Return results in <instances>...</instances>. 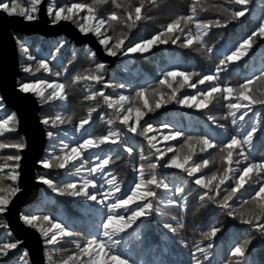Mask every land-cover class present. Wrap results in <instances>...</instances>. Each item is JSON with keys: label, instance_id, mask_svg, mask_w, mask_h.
Wrapping results in <instances>:
<instances>
[{"label": "trees", "instance_id": "16d2710c", "mask_svg": "<svg viewBox=\"0 0 264 264\" xmlns=\"http://www.w3.org/2000/svg\"><path fill=\"white\" fill-rule=\"evenodd\" d=\"M21 2L23 3V0ZM71 2L90 3L91 0H48V4L51 3L56 6ZM202 2L208 8V11H200L197 18L204 20L227 19V13L214 7L215 5H223L224 8L231 10H240L244 7L242 5H230L226 0H202ZM133 3L138 4V0H133ZM191 3L192 0H156V4H152L151 0H145V9L142 12L146 18L131 30L125 44L150 39L152 35L161 31L165 25L177 16L190 15ZM247 7L248 12L244 17L232 21L225 28L211 29L208 36L205 37L207 47L212 49L210 53L207 49L197 51L196 48L199 46L193 48L181 47L180 43L184 40L183 36L177 44L169 42L168 44L159 45L148 53H129L128 55L119 53L115 56V64L106 78L104 88L100 89L98 84H93L90 85L92 91H103L105 95L111 96L113 99L118 98L120 95L131 97L140 88H148L150 91L158 88L159 80L162 79V75L166 71L178 69L179 71L198 72L201 76L213 74L220 60L229 54L239 42L247 38L260 23L261 17L264 15V0H252V3ZM113 10L115 9L111 3L99 6L100 15H106ZM123 30L127 31V29ZM120 31L121 28L118 27L116 33ZM116 33L109 32V35H115ZM18 41L22 72L19 84L36 80L70 83L73 76L81 74L89 68H94L96 63H100L96 56L94 59L91 58L90 52L94 51L90 47H76L67 39L20 38ZM21 43L28 49L27 52L21 49ZM61 45L63 46L61 47ZM57 48H59L58 52ZM24 54L27 56H24ZM29 55L36 57V60H28ZM41 59L49 62L52 69L51 73L43 70L35 73H25L22 70L24 66L29 64L35 66ZM56 72H60L61 75L56 76ZM262 72H264V40H258L248 57L230 64L226 72L220 73V82L236 86L248 78L261 75ZM198 79L199 77H193L192 82L195 83ZM121 84L125 87L120 88L119 85ZM255 86L264 91V82L255 81ZM207 87V84H197L195 89L185 87L180 91V96L194 95L197 91H203ZM67 91L68 99L66 101L43 103L39 100L43 105L41 120L44 119V115L46 118L51 119L60 115L65 120L69 117L72 120L71 123L66 122L56 127L45 125L47 133L49 131L54 133L51 138L47 135L45 159L49 158L51 154H61V142L73 147L90 136L106 135L110 127L119 129L124 133V147H133V153L129 155L124 151V147L120 145H102L98 149H91L85 153L84 158L88 160V163L84 166V170L81 171L80 175H76L75 168L69 165L65 169L58 167L44 168L38 174V177L45 176L53 180L58 187H62L69 182H76L79 185L84 178L93 179L97 184V188L89 189L90 192H108L109 186L105 182L108 178L106 174L111 172L112 175L117 177L121 186V190L116 193V196L121 198L127 196L134 183L138 181L136 169L141 163L147 164L149 162L140 159L141 150H143L145 156L150 157L151 162H155V157L151 156L154 150L149 148L144 137L128 133L119 122L109 126L107 120L113 117V110L108 109L103 104L102 98H97L95 101L85 100V95L89 93L83 82ZM225 103L221 100L218 103H213L207 109H197L195 107L187 108L173 101L154 112L148 113L141 121V125L151 124L153 126L156 131L149 133V135L157 136V147L163 151L168 147L178 149L187 136H207L218 146H222L233 135H239L242 138L244 133L250 130L254 122L259 119L260 131L254 137L250 159L255 162L264 160V107L256 106L249 112L244 121H237L233 125L231 117L224 118L228 113V109L223 106ZM90 107H97V111L93 113L90 123L85 125L84 129L77 131L80 120L87 117ZM2 108L5 111V117L12 113L0 100V109ZM209 116L215 117L216 123L209 120ZM165 125H168V127H165ZM220 125H223V127H220ZM175 131L183 132L185 137L172 141L163 140L164 135ZM12 136L7 134L5 137H0V140L8 141ZM218 152L219 147L210 149L205 153H200L197 148V154L193 159L197 162L202 159H210L217 157ZM13 154L15 153H10V155ZM7 155L5 152H0V163H3V157ZM96 155L101 158L111 155L114 162L109 164L105 169V173L88 176L86 169L99 163L95 159ZM172 155L173 153H168L164 160L160 161V166L156 170L158 180L169 185L168 189L163 187L155 189L158 193V200L154 201V204L161 208L163 214L153 213L149 218L138 222V227L134 226L133 229L123 234L122 243L117 250L134 261L135 264H195L192 254L196 251V246L199 244L200 247H206L208 243H212L213 248L210 250L207 260L199 252H196V257L202 260L203 264H228V261L232 259L230 252L234 245L250 239L251 244L246 254L248 264H264V235L251 226L242 224L238 218L228 216L227 210L218 204L207 199L201 201L199 197L204 190L194 184V178L188 177L182 170L163 167L165 161ZM234 158L241 159L239 167L245 166L242 158L235 157V154ZM76 166H79V162ZM233 167H237V165L234 164ZM220 168H222V165L217 159L215 164H211L209 168L198 175H211L212 172ZM231 184L232 182L229 181V185ZM101 185L104 186L101 187ZM229 185L222 187H228ZM178 187L185 189L183 195L187 197L186 203L168 204L167 200L169 199L181 200V196L175 194ZM225 194L222 192L221 196ZM252 194L253 189L248 186L237 194V198L231 202L233 210L237 214L242 210L243 201L250 199ZM217 199H220V197H217ZM161 200L164 203H160ZM111 202L113 201H108V203ZM132 207L134 208L135 205H132ZM244 207L247 208V205ZM22 214L50 216L53 220H59L75 233L73 237L65 238L61 244L56 245L55 249L58 250H54L53 246L47 245L45 242L46 262L50 264L49 255L52 256L53 261L58 262L76 251L75 245L72 243L73 240L83 243L93 237L103 238L101 225L110 213L105 206L96 204L94 201H87L83 197L60 195L45 185L35 203L23 210ZM119 214L127 215L122 210ZM173 217L176 219L173 220ZM177 222L183 223L184 227L179 229L176 234L163 228V223L176 225ZM0 223L6 222L0 218ZM214 226L221 228V232L212 241L205 240L203 234L209 232ZM15 241L13 237L0 239V242ZM201 241L203 243H200ZM23 252L18 248L13 250L10 253L11 259L5 257L3 261H0V264H19L25 259Z\"/></svg>", "mask_w": 264, "mask_h": 264}, {"label": "snow or ice", "instance_id": "6c2138e0", "mask_svg": "<svg viewBox=\"0 0 264 264\" xmlns=\"http://www.w3.org/2000/svg\"><path fill=\"white\" fill-rule=\"evenodd\" d=\"M230 5H242L240 10H231L224 8L223 5H215L214 7L227 13V19H198L200 11H208L202 0H192L190 5V15H180L165 25L161 31L151 36L150 39H142L138 43L125 44L128 39V34L132 29L136 28L144 16L142 10L145 9V0H138V4H134L133 0H91V2H71L56 6L51 3L47 6V15L51 18L53 24H59L62 21H70L74 23L78 30L87 35L89 33L97 37L98 43L103 47L108 56L115 57L119 53L128 55L129 53H148L154 47L159 45L177 44L184 37L181 47L196 48L197 51L207 49L210 53L211 48H208L205 43V37L213 28H225L234 20H239L248 12L247 5L252 3V0H226ZM111 3L115 10L106 15L99 14V6ZM152 4H156V0H151ZM44 0H0V12H3L9 17L18 16L26 21L32 22L39 19L41 5ZM121 31L116 33L117 28ZM194 27V30H193ZM123 29H127L124 31ZM109 32L116 33L109 35ZM258 40H264V15H262L260 23L252 31L247 38L239 42L229 54L225 55L220 60L215 72L209 75L201 76L198 72H186L174 69L166 71L159 80V87L152 89L140 88L135 92L134 96L120 95L113 99L111 96L105 95L103 91H92L90 85L102 84L104 82V73L106 65L103 62L96 63L94 68H89L81 74L73 76L70 83L49 82L47 80H36L34 82L20 83V91L25 93H33L43 103L52 101H66L68 99V89L83 82L87 88L88 95H85V100L95 101L97 98H102V102L108 109H112L114 115L107 120V124L112 126L119 122L123 125L128 133L142 136L147 140L148 146L154 151L151 156L155 157V162L150 161V157L140 153L142 161L148 160L147 164L141 163L136 169L138 173V181L127 196L117 197L116 193L121 190L120 183L117 177L108 172L106 176V184L109 186L108 192H90L89 189L97 188L95 180L84 178L79 185L76 182H69L62 187H58L53 180L45 176L37 177L39 182L47 185L53 192L60 195L71 197H83L87 201H94L96 204L103 205L110 213L101 225L102 237L86 240L81 243L73 240L76 251L60 259L58 262L53 261L52 256H48L50 264H135L130 258L124 256L117 249L122 243L123 234L127 233L134 226H139L138 222L149 218L153 213L163 214L162 210L154 201L158 200V193L155 189L163 187L168 189V184H163L157 177V168L160 166V161L168 155H173L165 161L163 167L182 170L188 177L194 178L193 182L196 186L203 189V194L199 199H205L218 204L223 209L227 210V215L240 220L242 224L251 226L256 231L264 235V160L255 162L250 159V150L253 147V140L257 132L260 131V121L257 119L251 126L250 130L246 131L241 138L239 135L231 136L222 146H218L213 140L207 136H187L181 131L170 132L162 138L164 141L177 140L185 137L184 143L180 147H168L161 150L157 147V136L149 135L156 131L151 124L146 126L141 125L144 117L151 112L160 109L167 103L175 102L187 108L207 109L213 103H218L221 100L226 102L223 106L228 109L227 116L232 118V124L237 121H244L256 106L264 107V91H261L255 86V81L264 82V72L259 76L246 79L243 83L236 86L231 84H222L220 82V73L226 72L230 64L237 63L248 57L252 52ZM19 42V41H18ZM21 49L27 52L28 49L20 44ZM63 45H61L62 47ZM59 48H57V52ZM254 54V53H253ZM91 58H95L96 53L90 52ZM28 60L35 61L36 57L29 55ZM25 73H35L43 70L44 72H52L50 64L47 60L41 59L36 65L29 64L22 69ZM60 76V72L55 73ZM193 77L199 79L193 83ZM199 85L207 84L208 87L203 91H197L194 95L180 96V91L187 88L195 89ZM124 88L125 85H119ZM170 90V91H168ZM2 100V97H0ZM97 111V107H90L87 112V117L81 119L77 131L84 129L85 125L89 124L92 115ZM239 114V115H238ZM103 118V117H101ZM213 123H216V118L208 117ZM71 123V117L65 120L64 117L57 115L54 119L44 118V125L56 127L64 123ZM18 120L15 113H11L6 117L0 118V137H5L7 134L17 131ZM168 127V125H165ZM223 127V125H220ZM48 137H53L54 133L49 131ZM124 133L119 129L110 127L106 135L90 136L84 139L82 143H77L70 147L68 144L62 143L61 154H51L49 158L39 161L45 168H68L69 165L75 168V174L80 175L84 170V166L88 163L85 159V153L91 149H98L102 145H120L124 147ZM27 144L22 137H18L14 142H4L0 140V150L15 149L17 154L7 155L3 157V163H0V215L9 211V205L14 197L21 191L19 186L21 167L20 161L22 156L18 154L25 149ZM219 147L217 157L210 159H202L199 162L193 159L197 154V148L200 153L208 152L210 149ZM129 155L133 153V147H124ZM242 158L245 166L239 167ZM99 161L94 167L87 168L88 176H94L97 173H105V169L113 161L111 155L101 158L95 156ZM219 159L222 168L212 172L211 175H198L211 164H215ZM79 162V166L77 165ZM237 167H233V165ZM229 181L232 182L229 185ZM229 185L228 187H222ZM258 185V187H256ZM104 185H101L103 187ZM248 186L253 189V194L250 199L243 201L241 211L237 214L233 210L232 201L237 198V194L245 190ZM185 189L178 187L177 195L181 196V200H167L168 204L177 205L186 203L187 197L183 195ZM226 193L221 196V193ZM99 197V198H98ZM220 197V199H217ZM109 200L113 202L108 203ZM160 203H164L163 200ZM132 205H135L133 208ZM247 205V208L244 206ZM127 215L119 214L120 211ZM21 219L24 224L36 229L44 237L47 245L55 246L61 244L65 238H71L75 235L59 220H53L52 217L44 215L22 214ZM176 218L173 217V220ZM6 223H0V228H7ZM184 227L183 223L177 222L163 223V228L169 232L176 234L179 229ZM221 232V228L212 227L209 232L204 233V239L212 241L217 234ZM19 241L16 242H0V261L5 257L11 259L10 253L17 249ZM200 243H203L201 241ZM251 240H244L242 243H236L231 249L230 255L232 259L228 264H248L246 254L249 251ZM213 248L212 243H208L206 247L196 246V251L192 254L195 264H203V261L196 257V252L203 255L207 260L210 255V250ZM28 252H23V257H28ZM24 264H29L27 259Z\"/></svg>", "mask_w": 264, "mask_h": 264}, {"label": "water", "instance_id": "95a60500", "mask_svg": "<svg viewBox=\"0 0 264 264\" xmlns=\"http://www.w3.org/2000/svg\"><path fill=\"white\" fill-rule=\"evenodd\" d=\"M47 1L41 5L39 19L36 21H26L22 17L13 16L9 17L3 12H0V31L4 33L6 39L5 53L0 54V97L5 105L16 111L18 117V134L24 135L26 138L27 147L21 151L22 160L20 161V179L19 186L21 191L18 195H25L21 202L15 207L13 214L10 209L17 199L14 197L12 203L9 205V211L4 214L11 230L13 222L21 223L23 225L20 234L15 230L17 238L23 243L20 248L29 251L32 264H46L44 257L43 239L39 231L34 228L24 226L20 221L21 210L26 209L33 205L40 196L41 190L45 187L42 182L36 181L37 171L42 170L38 165L40 158L45 153L47 145V130L42 123L39 116L42 111V106L39 105V100L33 93H25L17 89L19 87L18 81L22 78L20 69V53L15 35L18 36H40L45 39L56 38L58 36H65L75 44L76 47H90L95 53L97 58L105 63V77L109 75L111 68L115 64V57L105 54V50L98 43V39L93 34H82L70 21H62L59 24H51V20L47 15ZM9 52V55L7 52ZM105 81V79H104ZM104 83V82H103ZM102 84H99L101 88ZM28 153L26 158L24 155ZM30 163L27 167L26 175H24L25 163ZM25 188L27 192H25ZM12 230V231H13Z\"/></svg>", "mask_w": 264, "mask_h": 264}, {"label": "rangeland", "instance_id": "374dc122", "mask_svg": "<svg viewBox=\"0 0 264 264\" xmlns=\"http://www.w3.org/2000/svg\"><path fill=\"white\" fill-rule=\"evenodd\" d=\"M45 1V0H44ZM47 1V5L46 6H48V0H46ZM50 18V17H49ZM50 20H51V18H50ZM51 24H53L52 23V21H51ZM73 25L78 29V27L73 23ZM83 34V33H82ZM15 38H16V41H17V44H18V40L20 39V38H34V39H36V38H41V39H44L45 40V38H42V37H40V36H31V37H28V36H18V35H15ZM69 40L67 37H65V36H58V37H56V38H51V39H47V40ZM70 43H71V41H70ZM71 44H73V43H71ZM75 45V44H74ZM76 46V45H75ZM105 54H107L106 52H105ZM24 56H27L26 54H24ZM97 57V56H96ZM116 58V57H115ZM99 60V59H98ZM100 61V60H99ZM101 62V61H100ZM104 79H105V81H106V77H105V75H104ZM19 81H20V79H19ZM19 81H18V85H20L19 84ZM105 81H104V83H102V85H101V88H100V86H99V84H98V86H99V88L100 89H103L104 88V85H105ZM17 89H20L19 87L17 88ZM34 96H36V95H34ZM39 100V99H38ZM1 102L5 105V103L1 100ZM39 105H41L42 106V110H43V105L41 104V102L39 101ZM5 107L10 111V112H12V113H15L16 114V111H14V110H12V109H9L6 105H5ZM4 108V107H3ZM3 108L2 109H0V118H3V117H5V111L3 110ZM42 111H40V113H39V116H40V118H41V113ZM11 114V113H10ZM16 116H17V114H16ZM44 118H46L45 117V115H44ZM42 119V118H41ZM17 120H18V117H17ZM42 121V120H41ZM46 128V127H45ZM47 130V129H46ZM17 132H18V125H17V131L16 132H13V133H10L11 135H13L12 136V138L10 139V140H8V141H4V142H14L18 137H22L23 139H24V142L26 143V138H25V136L23 135H18L17 134ZM26 149V148H25ZM25 149H23V150H25ZM46 149H47V145H46V148H45V153H46ZM22 150V151H23ZM0 152H5V153H7L8 155H10V153H15V154H17V152H16V150L15 149H11V148H9V149H3V150H0ZM45 153H44V155L40 158V160L39 161H41V160H44L45 159ZM19 154L22 156V153H21V151L19 152ZM23 157V156H22ZM30 165V163H27L26 162V166L28 167ZM38 165H40L41 166V168H42V170H44V167L40 164V163H38ZM42 170H40V171H37V177H38V174L42 171ZM36 181H38V179H36ZM19 182V181H18ZM39 182V181H38ZM43 190V189H42ZM41 190V191H42ZM19 194V193H18ZM17 194V195H18ZM16 195V196H17ZM15 196V197H16ZM29 208V207H28ZM27 209V208H26ZM23 210H25V209H23ZM23 210H21V216H22V211ZM0 218H2V219H4L5 220V222H6V224L8 225V227L7 228H0V239H5V238H8V237H13L16 241H19L20 243H19V246H18V250H21V251H27L28 252V254H29V251L25 248V249H22V248H20V246H21V244L23 243V241H21V240H19L18 238H17V236H16V234H15V230L16 231H18L20 234H24V231H22V229H23V225H21V223H17V222H13V228H14V230L12 231L11 230V226H9V222L7 221V219H6V217L4 216V214L3 215H0ZM20 221L24 224V222H23V220L21 219V217H20ZM24 226H28V225H26V224H24ZM29 227V226H28ZM40 233V232H39ZM41 234V233H40ZM42 236V235H41ZM42 239H43V246H44V257H45V259H46V261H47V258H46V245H45V239H44V237L42 236ZM15 241V242H16ZM25 259H27L28 261H29V264H32L31 263V259H30V255H28V257L27 258H25ZM24 259V260H25ZM24 260L23 261H21L19 264H24ZM46 264H47V262H46Z\"/></svg>", "mask_w": 264, "mask_h": 264}, {"label": "bare ground", "instance_id": "6f19581e", "mask_svg": "<svg viewBox=\"0 0 264 264\" xmlns=\"http://www.w3.org/2000/svg\"><path fill=\"white\" fill-rule=\"evenodd\" d=\"M6 47H7V44H6V39H5V36H4V33L2 31H0V54H3L5 53V50H6ZM7 54L9 55V52L6 51ZM26 158L28 157V153H25L24 155ZM24 167V175H26V170H27V166H26V163L23 165ZM25 192H27V189L25 188ZM25 195H18L17 196V199L15 200V202L13 203L11 209H10V213L13 214L14 212V209L15 207L21 202L22 198H24Z\"/></svg>", "mask_w": 264, "mask_h": 264}]
</instances>
